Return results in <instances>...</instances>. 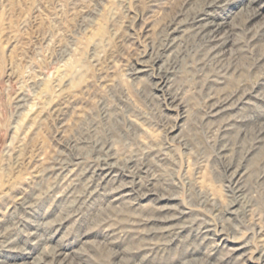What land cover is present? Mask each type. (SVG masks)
Segmentation results:
<instances>
[{
  "label": "rangeland",
  "instance_id": "374dc122",
  "mask_svg": "<svg viewBox=\"0 0 264 264\" xmlns=\"http://www.w3.org/2000/svg\"><path fill=\"white\" fill-rule=\"evenodd\" d=\"M263 50L264 0H0V264H264Z\"/></svg>",
  "mask_w": 264,
  "mask_h": 264
},
{
  "label": "bare ground",
  "instance_id": "6f19581e",
  "mask_svg": "<svg viewBox=\"0 0 264 264\" xmlns=\"http://www.w3.org/2000/svg\"><path fill=\"white\" fill-rule=\"evenodd\" d=\"M226 34V33H225ZM227 35H232V33H227ZM222 37L220 36L218 39L214 40H221L218 45L214 46L213 49L208 54L209 59L213 60L215 59L213 65V69L218 71H226L229 72L233 78L237 79L243 74V70L245 69L244 65L238 61V57L235 56V52L230 49H224L225 42L228 41V37ZM217 36V35H215ZM232 39V38H231ZM216 50H219L218 52H214ZM253 61L252 63L259 64L261 63L262 68L264 70V50L261 52L260 56L255 59H250V61ZM222 109H227L225 107H219L217 109H213L212 115H215L222 111ZM244 135L241 136V146L243 144V148L246 149L247 153L253 154V155H259L260 152L263 150L264 145V124L259 125L256 129H244ZM247 138V139H246ZM239 175V173L237 174ZM126 187H123V189ZM121 263V260H119ZM56 264H72L67 259V256L61 257L59 260L56 261ZM127 264V263H126Z\"/></svg>",
  "mask_w": 264,
  "mask_h": 264
}]
</instances>
